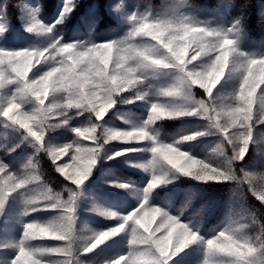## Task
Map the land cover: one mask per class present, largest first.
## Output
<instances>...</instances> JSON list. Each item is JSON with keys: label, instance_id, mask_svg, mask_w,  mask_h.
I'll return each instance as SVG.
<instances>
[{"label": "clouds", "instance_id": "9594fccd", "mask_svg": "<svg viewBox=\"0 0 264 264\" xmlns=\"http://www.w3.org/2000/svg\"><path fill=\"white\" fill-rule=\"evenodd\" d=\"M105 2L117 29L103 38L93 21L86 34L66 39L81 0H59L50 21L40 0L23 5L29 39L20 47L5 43L10 19L0 23V124L19 136L17 147L32 149L17 171L0 158V216L15 198L21 227L18 239L2 243L12 255L0 264H87L84 258L122 235L127 251L103 264H172L194 246V264H264V41L245 48L249 0L236 16V0L215 9L199 0ZM259 15L264 22V10ZM138 102L147 107L141 122L118 116L126 127L106 123L118 105ZM185 119L203 126L162 139V122ZM60 129L72 139L49 143ZM205 138L214 143L203 157L185 148ZM112 144L125 147L109 152ZM138 153L147 159L127 163L148 177L142 188L108 182L136 206L121 214L93 201L86 212L118 223L102 230L80 223L83 187L100 160ZM42 155L66 182L60 191L44 179ZM185 180L227 186L230 206L218 230L202 234L200 213L182 219L194 191L175 214L153 203L157 190ZM37 212L55 215L27 219Z\"/></svg>", "mask_w": 264, "mask_h": 264}, {"label": "rangeland", "instance_id": "374dc122", "mask_svg": "<svg viewBox=\"0 0 264 264\" xmlns=\"http://www.w3.org/2000/svg\"><path fill=\"white\" fill-rule=\"evenodd\" d=\"M27 3L34 4V2L32 1H27L23 5ZM58 4H59V0L57 2L53 16L56 13ZM23 5L20 7L19 17L23 14L22 12ZM219 8H222V7H219ZM107 14L110 15V17L114 19V17L109 12L108 8H107ZM53 16L51 17V19L53 18ZM5 19H6L5 16L0 15V23L4 22ZM51 19L46 20V21H50ZM88 22H90V20H87V23ZM83 26H84V29H86L83 33L86 34L89 27L85 24H83ZM114 29H117V26ZM13 30L15 32L12 33L11 31ZM111 32L112 30L107 31L106 35L110 34ZM8 33H11L10 35H12L13 37V39H9L8 41H5L9 47L23 46V44L29 39L21 27V21L19 18L17 20L16 25L11 23V28ZM74 34H79V32L78 33L74 32L72 36H68L66 39L72 38ZM100 38L102 37L100 36ZM146 115H147V107L143 103L138 102L133 105H118L117 108L114 109L113 112L109 114V117L106 118V123L109 126L124 128L126 127V125H124L120 119H117L118 116L127 117L139 123L143 119L146 118ZM84 121H85V117H80L74 120L76 125H73V126H78L82 124ZM178 122L182 124L193 122V123H197L201 127L203 126V122L195 120V119L179 120ZM53 136H61V137L55 138ZM61 139H62V143H66L72 139V135L66 129H60L55 132L49 133V136H48L49 143L62 144L60 142H57L58 140H61ZM162 139L170 141L172 138L162 133ZM206 139L212 140L213 138H205V139L192 142L189 145H185V148L193 151L196 145L200 141H203ZM211 142L214 143V139ZM18 144H19V136L13 131H11L10 129L4 128L3 125L0 124V153H2V155L0 154V158H3V161L10 166L11 171H17L20 168V165L25 162L27 156L30 155V154L28 155L24 154L26 150L30 151L29 153L32 152V149L29 148L27 144H20L17 147ZM107 147L110 152V151L119 150L120 148L125 147V146L119 145V144H112ZM136 147H143V145H139ZM13 148L15 149L14 151L12 150ZM144 159H147V155L143 153L129 154L128 156L117 158L116 160H107L106 157L102 158L97 168L94 170L91 178L85 183L83 187L84 199L82 200L81 210L79 213L80 223H87L88 225H90L91 227L97 230H102L108 227H112V226H115L116 223H118V221L105 220L102 217L86 212L85 209L88 208L90 203L93 201H95L96 203L102 204L108 208H111L115 211H118L121 214H126L128 211H131V209L136 206V202L123 191L109 187L108 182L116 180V179H112L113 178L111 174L112 172H114L115 174L117 173V175L120 174L123 177L127 176L128 174L129 175L131 174V175H135L134 177H137V180L135 182H128V183H131L136 187L142 188L146 184L148 177L141 171L129 167L127 162L142 161ZM61 162H64V161H61ZM107 165H111V168H109L108 170L104 168ZM122 176H118L117 179H120L118 181L126 182V181H123L124 178H121ZM182 183L194 184L192 181L185 180L175 186H170L167 189H159V190L162 191L163 194L168 191L172 193L176 190L181 189L180 187ZM97 195L99 196L97 199L100 198L101 201L93 197ZM18 208H19L18 201L15 198H10L6 206L4 215L0 216V250H2L3 242L16 239L15 237L12 238L10 236L11 233L15 229L21 230L20 225L17 223V217H16ZM53 215H55V213L53 212H37V213H34L32 216L28 217L27 219L28 220H33V219L44 220ZM2 251H6V250H2ZM126 251H127L126 236L122 235L120 237H116L112 241H109L106 245H103V249L101 250L102 254L101 253L99 254V252L95 251L94 253L89 254L84 259L87 261V264H103L105 260L114 257L116 254H122ZM198 258H199V252L197 248L194 246L193 248L187 250L186 252L179 254L173 260L172 264H194V261H196Z\"/></svg>", "mask_w": 264, "mask_h": 264}, {"label": "trees", "instance_id": "16d2710c", "mask_svg": "<svg viewBox=\"0 0 264 264\" xmlns=\"http://www.w3.org/2000/svg\"><path fill=\"white\" fill-rule=\"evenodd\" d=\"M27 1L36 2V0H0V12L3 9V6L6 4V19H10V22L16 25L17 20L20 15V7ZM44 5L43 18L45 20L51 19L58 0H40ZM154 3H159L160 0H153ZM200 6L207 9H215L219 7H224L220 3V0H199ZM245 0H236L235 6L232 8L231 14L233 16L240 14V9L244 7ZM108 5L105 0H81V5L75 14L72 16L71 20L67 24L64 34L67 38L72 36L74 32H79V34H84L83 24L88 27L92 24L93 21H98V24L95 28V34L100 38L106 36L107 31L113 30L116 28L117 23L115 20L107 14ZM264 10V0H249L248 5L244 8L243 15L245 17V28L248 33L249 40L245 44L246 49H254L260 42L264 41V22H262L259 13ZM87 20L90 22L87 23ZM86 22V23H84ZM15 32L14 30L11 31ZM11 33H8L7 40L13 39ZM104 34V35H103ZM6 43V42H5ZM73 125L76 123L73 121ZM197 127H201L197 123H179L178 121H165L162 122V133L170 136L171 138L178 137L179 135L185 134L194 130ZM62 136V135H61ZM61 136H53L55 138H60ZM213 140V139H212ZM212 140H203L200 141L193 150V153L197 156L203 157L206 154L207 150L213 144ZM64 141V140H63ZM57 142L62 143V139ZM20 152V151H18ZM30 151L26 150L24 154H31ZM2 155V153H0ZM249 160H252L253 157L249 156ZM41 163L40 167L44 173V179L47 180L51 186L56 191H60L66 182L63 181L52 169L50 161L47 160L43 155L40 157ZM106 170L111 168V165L104 167ZM103 168V169H104ZM112 172V171H111ZM112 174V179H117L120 174L117 175L114 172ZM135 175L122 176L123 181L126 182H135L137 177ZM96 177V176H95ZM68 187H72L68 185ZM181 189L174 192H166L163 194L162 191L157 190L154 194L153 203L161 205L166 208H171L175 214L178 209L184 206L187 203V198L192 192H195V196L190 203L187 205V211L185 217L192 216L193 214L200 213V219L202 220V234H209L212 230L217 229L222 226L225 221V217L228 213L230 206V199L228 194L227 186L213 185L208 186H197L192 183L186 184L182 183ZM67 196V193H64ZM97 199L99 196H93ZM101 201V199H97ZM104 202V201H103ZM21 230L15 229L11 233L12 238H19ZM97 249L96 251L101 253V250ZM102 254V253H101ZM10 251L0 250V259L7 258L11 256Z\"/></svg>", "mask_w": 264, "mask_h": 264}]
</instances>
